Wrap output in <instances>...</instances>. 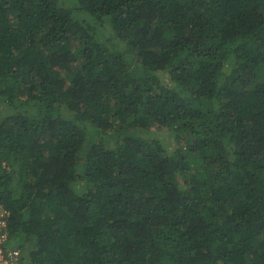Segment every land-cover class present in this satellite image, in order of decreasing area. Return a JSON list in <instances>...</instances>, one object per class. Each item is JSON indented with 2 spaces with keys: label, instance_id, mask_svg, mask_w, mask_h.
I'll use <instances>...</instances> for the list:
<instances>
[{
  "label": "trees",
  "instance_id": "trees-1",
  "mask_svg": "<svg viewBox=\"0 0 264 264\" xmlns=\"http://www.w3.org/2000/svg\"><path fill=\"white\" fill-rule=\"evenodd\" d=\"M0 106L23 264H264V0H0Z\"/></svg>",
  "mask_w": 264,
  "mask_h": 264
},
{
  "label": "built area",
  "instance_id": "built-area-1",
  "mask_svg": "<svg viewBox=\"0 0 264 264\" xmlns=\"http://www.w3.org/2000/svg\"><path fill=\"white\" fill-rule=\"evenodd\" d=\"M10 211L0 204V264H23V253L16 240L11 237Z\"/></svg>",
  "mask_w": 264,
  "mask_h": 264
},
{
  "label": "rangeland",
  "instance_id": "rangeland-1",
  "mask_svg": "<svg viewBox=\"0 0 264 264\" xmlns=\"http://www.w3.org/2000/svg\"><path fill=\"white\" fill-rule=\"evenodd\" d=\"M2 109H3V108L0 106V110H2ZM6 111H7V110H6ZM159 134H160V136L163 135L162 138H163V139H166L167 141H169L170 144H171L172 146H174V147L176 146L175 141L172 140L171 137L168 136V132H167V131H164V132H162V133L160 132ZM97 138H98V137H94L93 139H94V140H97ZM89 139H92L91 134H90V138H89ZM9 228H10V227H9ZM16 244L20 245V244H21V240H18V241L16 242Z\"/></svg>",
  "mask_w": 264,
  "mask_h": 264
},
{
  "label": "clouds",
  "instance_id": "clouds-1",
  "mask_svg": "<svg viewBox=\"0 0 264 264\" xmlns=\"http://www.w3.org/2000/svg\"><path fill=\"white\" fill-rule=\"evenodd\" d=\"M10 211V210H9ZM19 246V245H18Z\"/></svg>",
  "mask_w": 264,
  "mask_h": 264
}]
</instances>
